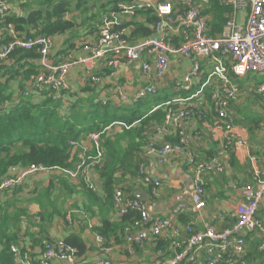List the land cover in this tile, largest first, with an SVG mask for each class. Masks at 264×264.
Here are the masks:
<instances>
[{
	"label": "built area",
	"instance_id": "obj_1",
	"mask_svg": "<svg viewBox=\"0 0 264 264\" xmlns=\"http://www.w3.org/2000/svg\"><path fill=\"white\" fill-rule=\"evenodd\" d=\"M209 0H133L130 4L119 3L115 9L100 17L96 39L82 46L84 55L77 60L64 58L55 63L50 51L54 46L53 38L32 32L20 35L13 25L5 23L8 16H23L19 7L10 13V4L0 0V62H6L15 51L34 52L37 59L32 63L38 72L26 79L24 89H19L22 98H28L33 92L38 96L46 95L55 101L62 100L68 92V77L71 69L83 67L88 74L89 83L100 87L121 67L140 65L141 79L147 83L129 97L123 88L116 84L112 89L118 103L138 105L146 98L155 95L156 82L161 81L170 68L171 60L189 61L191 66L176 87L186 92L193 84L199 91L188 98H175L164 104L165 118L156 126V138L149 139L142 154L145 158L156 159L159 166L168 163L172 156L188 154L187 150L193 138L199 132L185 127L187 121L206 119L212 116L213 127L221 135V150L229 153L241 148L249 153V145L235 132L234 117L230 105L239 95L238 85L230 78L243 79L247 75L263 77L256 85L254 93L264 98V0H219L220 5L231 9L221 33L211 35L207 17L203 9ZM139 11L150 12L155 19L149 37L130 40L124 29L123 21L134 18ZM239 15H244L240 18ZM4 24V25H3ZM207 59L212 71L206 81L200 84V61ZM103 61L107 75L94 74L95 67ZM218 84L212 89L209 100L201 96L202 90L212 81ZM190 93V92H189ZM194 98H200L198 105H192ZM18 101H16V104ZM104 105L105 102L102 101ZM122 125V124H119ZM111 128L87 135L92 144L90 154L78 141L69 142L71 157L79 151L78 163L74 170H60L72 181L82 184L88 191L96 192L91 180V171L103 160L101 136ZM173 138L174 143L165 141L161 144L156 139ZM250 162L256 159L249 155ZM188 171L192 178V189L182 191L188 196L190 205L179 204L173 207L163 218H153L149 206L126 195L119 187L112 194V210L117 217L132 212L136 221L131 228H125L126 250L131 255L135 248H143L147 243L169 241L174 253L156 264H247L245 257L249 251L250 237L261 240L258 252L264 253V218L257 217L260 203L264 200V171L257 172L252 184L242 188V200L230 215L232 223L219 229L215 222L216 215L208 220L201 219L205 209V181L207 175H220L224 164L217 156L201 160L195 155H188ZM51 169L40 166L14 167L9 175L0 181V193L21 186L33 175L48 173ZM137 179L150 190L152 197H158L160 180L150 171L145 162L137 168ZM190 212L193 218L183 225H178L179 217ZM67 220V219H66ZM95 243L106 258L87 264H127L108 258L111 247L97 234ZM13 264H85L75 255V251L65 245L63 239H42L36 250L22 245H11ZM164 251L158 249L157 256ZM264 264V263H263Z\"/></svg>",
	"mask_w": 264,
	"mask_h": 264
},
{
	"label": "crops",
	"instance_id": "obj_2",
	"mask_svg": "<svg viewBox=\"0 0 264 264\" xmlns=\"http://www.w3.org/2000/svg\"><path fill=\"white\" fill-rule=\"evenodd\" d=\"M100 6L101 5L96 2L94 6L83 5L80 10L66 15V19L71 20L75 25L72 33L52 37L54 46L50 51V55L55 63L62 62L64 58L67 57L77 60L84 55L82 46L86 43L95 41L100 17L112 10L111 5V7L109 6L106 10H103ZM207 7L208 6L205 5L203 12ZM230 13L225 15L226 19ZM204 16L207 17L208 21L211 20L209 16ZM239 17L244 18V15H239ZM123 22L124 29L132 42L149 37L152 33V24H148L146 18L141 14H137L134 18ZM136 22H140L146 28L150 29V35L145 37H131L132 25ZM190 66L191 64L189 61L181 60V62H178L172 59L166 76L161 81L156 82L155 95L146 98L142 105L148 102L149 104L147 107H149V109L151 108L150 112H154L158 109H163L164 104L172 99L177 97L184 98L182 96L184 93L190 92L188 97L195 95L200 90L199 86L195 83L188 92L176 87L177 81L184 77L190 69ZM200 71L203 77L206 75L203 82L199 79L200 84H202L212 71V66L207 59L200 61ZM107 73L108 70L104 62H99L95 67L94 74L105 76ZM251 82L253 81L250 80L245 83L242 90H239L237 99L230 105V111L234 117L235 132L242 139L247 141L250 148L249 153L241 148H236L229 153H224L221 150V135L213 127L212 116L209 115L204 120L193 119L187 121L185 127L190 131H198L199 135L191 141L189 149L187 150V155L172 156L169 158L168 163L161 167L158 165L156 159L145 158L141 151L139 156L140 162H145L150 171L161 182V186L158 189V197H152L150 195L149 188L140 183L136 174L134 177H131L130 174L123 170H119L115 173L118 179V187L125 193L130 189L133 190L135 194L140 192L146 195V199L143 202L147 203L149 206L152 217L163 218L173 207L181 203L187 204L188 206L190 205L188 196L182 195V191H190L192 189V178L187 167L188 155H195L201 160H207L209 157L217 156L224 164V172L220 175H207L204 178V200L206 207L201 212V219L208 220L211 216L216 215L217 220L215 225L219 229L229 226L232 223L230 215L233 213L234 208L241 203L242 188L245 185L253 183L254 176L257 172L264 171V118L258 116L260 114L252 116L254 118L259 117L263 120L258 125L259 127L256 128L255 124H250L249 119H251V116L243 114L241 109L242 100L247 98L242 97V99L241 96L246 92H248L251 97V101L254 102L253 104L258 103L260 106L264 107V98H260L254 93L256 85H253ZM68 84L69 90L63 95L62 100H60V103L65 101L64 104L66 107L64 108H69L75 103L78 105L87 104L88 100H92L94 103L103 107H116L120 109L136 107V105L130 103L121 104L111 98L113 96L112 89L116 84L121 86L129 97L138 89L147 85V83L141 79L139 64L130 67H121L113 76L103 82L100 87L92 86L89 83L88 74L83 67H75L70 71ZM217 84L218 81L214 80L202 90L201 96L204 100H209L210 92ZM15 88L16 93H19L18 87L16 86ZM206 90H208V95L205 94ZM15 100L18 101L17 98ZM102 101L105 102L104 105ZM199 102L200 98H194L191 104L198 105ZM156 126L157 125L153 123L151 129L148 128L144 131L143 137L146 143L141 147V150L145 147L149 139L156 138L154 134ZM116 130L117 133L121 132L120 127ZM170 139L174 140L173 138ZM156 140L161 144L166 141V138H159ZM78 142L86 148L90 154L93 152L92 144L88 141L87 135H83ZM121 144L125 146L123 142ZM101 146L103 148V145ZM103 154V159L105 160V149H103ZM78 155L79 151H76L75 155L70 159L71 161H75V166L79 161ZM249 155L256 159L254 163L250 162ZM97 168L98 167H95L91 171V180L96 186L97 191L91 193L99 200L92 202L90 198L85 195L83 188L85 190L87 189L83 187L82 184L70 180L60 170H50L48 173L36 174L25 180L20 186L21 189L18 194H7V192L0 193V218L3 217L5 213H11L12 215L19 214L18 220L20 221V229L17 230L16 228L14 233L20 245L23 247L36 250L40 242L35 247L33 241L40 237V232H44L48 235V238L52 240H64L70 231H74L81 235L88 246V251L85 255V258H87L84 261L85 264L106 258L105 255L99 252L95 243V235L98 234L95 232V229L99 228L103 219L108 220L110 223H118L120 218L115 215L114 211L111 209V205L106 204L104 201L105 192L102 181L97 173ZM59 176L67 181V187L64 189H56L54 197H52L50 201L53 210L59 212L61 215H65L67 224L61 221L55 214L48 222L45 221L43 223V229L41 231L38 227L41 223L36 216L40 212V207L37 203L31 201L35 198L37 191L46 189L50 185L51 180L57 185ZM13 202H16L15 208H8L7 206ZM21 210L23 213L20 212ZM184 215L188 216V220L187 222H181L179 220L178 225L181 227L193 218L190 212L184 213ZM257 217L264 218V200L260 203ZM120 239V242H116L114 238H110L106 241V244L111 247V253L108 258L113 261L125 262L127 264H156L157 255L155 253V243H147L141 249L135 248L133 253L129 255L126 250L124 237ZM161 241L167 243L165 253H168V257L172 256L174 251L169 241L164 239H161ZM248 243L249 248L250 246L251 249L257 247L256 249L258 251L261 240L258 237H250ZM259 263L260 262H258V264Z\"/></svg>",
	"mask_w": 264,
	"mask_h": 264
},
{
	"label": "trees",
	"instance_id": "obj_3",
	"mask_svg": "<svg viewBox=\"0 0 264 264\" xmlns=\"http://www.w3.org/2000/svg\"><path fill=\"white\" fill-rule=\"evenodd\" d=\"M6 1L14 3L13 5H17V7L20 5L19 8L25 12V15L8 16L4 24L13 25L20 35H30L36 31L41 35L55 37L72 33L75 24L66 19V15L80 10L83 5L94 6L96 2L101 5L100 8L103 10L108 9L110 5L113 10L119 3L130 4L133 0ZM207 6L203 13L211 18L208 21L209 33L211 35L219 34L227 20L225 15L230 13L231 9L220 5L219 0H209ZM137 14L144 16L148 24L155 22L150 12L140 11ZM132 26L131 37H145L151 33L150 29L140 22L133 23ZM37 58L34 52L15 51L6 62H0V181L6 178L14 167L40 166L51 170H74L75 161L70 160L69 142L79 141L83 135L98 133L111 126L108 132L101 136L102 149L106 150V155L105 160H102L96 170L103 184L104 201L111 205L112 209L113 190L118 187L115 173L123 170L131 177H134L135 174L137 176L141 147L146 143L143 137L144 131L148 128L151 129L153 123L157 126L162 125L165 110L158 109L150 112L151 108L147 107L149 103L145 102L142 105L143 101L136 107L120 109L103 107L88 100L87 104H81L78 108L72 104L69 114L60 115V100L55 101L44 94L38 96L35 92L28 98H22L19 93H16V86L24 89L25 80L38 72L37 66L32 63ZM205 78L206 75L205 77L201 75V82ZM230 78L235 81L239 90H242L245 83L250 80L254 81L255 85L263 81V77L256 75H247L243 80L233 76ZM189 94L184 93L182 96L185 98ZM205 94L208 95V90L205 91ZM16 98H21L17 104ZM249 120L250 124H255L256 128L263 121L259 117L252 116ZM118 127L121 129L119 133L116 130ZM166 141L175 142L170 138H166ZM122 142L125 146L121 144ZM65 187H67V181L59 176L57 185L51 180L50 185L46 189L37 191L35 198L32 199L31 202L37 203L40 207V212L36 216L41 223L38 225L41 231L43 223L48 222L55 214L67 224L65 215L53 210L50 201L54 197L56 189ZM20 189L19 186L5 192L15 195L20 192ZM83 191L92 202L99 200L90 191L84 188ZM125 194L134 198L135 192L129 189ZM15 206L16 202H13L7 207L15 208ZM18 217L19 214L5 213L0 218V264H13L10 246H20L14 233L16 228L20 229ZM179 220L187 222L188 216L183 214ZM135 221L136 214L132 212L120 217L118 223H110L103 219L95 232L106 239L105 241L114 238L116 242H120V238L124 237L125 228L133 227ZM42 239L52 240L44 232H40V237L34 239L33 245L36 247ZM64 243L75 251V255L80 261L87 259L85 255L88 246L79 233L70 231L64 238ZM256 248L251 249L250 246L247 251L245 257L247 264L264 263V253L258 252ZM158 249H162L164 254L157 256V261L168 257V253H165L167 243L159 240L155 245V250ZM192 264H200V262Z\"/></svg>",
	"mask_w": 264,
	"mask_h": 264
},
{
	"label": "rangeland",
	"instance_id": "obj_4",
	"mask_svg": "<svg viewBox=\"0 0 264 264\" xmlns=\"http://www.w3.org/2000/svg\"><path fill=\"white\" fill-rule=\"evenodd\" d=\"M8 2V1H7ZM9 3V2H8ZM10 4V13L15 9V7L17 6V5H13V4H11V3H9ZM20 5H18V7H19ZM242 16V15H241ZM253 85H254V81L253 82H251ZM24 85V84H23ZM24 88V87H23ZM17 89H21L22 90V88H20L19 86H18V88ZM242 97H247V98H242ZM241 98L243 99L242 100V103H241V109H242V113L243 114H245V115H249V116H257L258 114H260V115H258V116H260V117H262V118H264V107H262V106H260L258 103H256V104H253L254 102L253 101H251V97L249 96V94H248V92H246V93H244V95H242L241 96ZM21 98H17V100H20ZM65 101H63L62 103H60V115H63V114H69V109L71 110V108L72 107H69V108H64V107H66L65 106ZM263 104V103H262ZM261 104V105H262ZM75 106H76V108H78L79 107V105L78 104H74ZM72 158V157H71Z\"/></svg>",
	"mask_w": 264,
	"mask_h": 264
},
{
	"label": "water",
	"instance_id": "obj_5",
	"mask_svg": "<svg viewBox=\"0 0 264 264\" xmlns=\"http://www.w3.org/2000/svg\"><path fill=\"white\" fill-rule=\"evenodd\" d=\"M134 198L142 202V201H145L146 195H144L143 193L138 192V193H136L134 195Z\"/></svg>",
	"mask_w": 264,
	"mask_h": 264
}]
</instances>
